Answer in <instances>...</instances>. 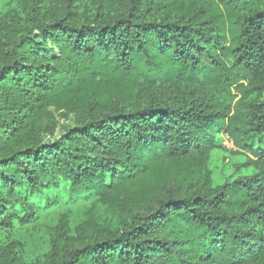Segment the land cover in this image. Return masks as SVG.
<instances>
[{
  "label": "trees",
  "instance_id": "obj_1",
  "mask_svg": "<svg viewBox=\"0 0 264 264\" xmlns=\"http://www.w3.org/2000/svg\"><path fill=\"white\" fill-rule=\"evenodd\" d=\"M77 1L0 14V233L59 188L116 222L0 264H264V165L204 170L226 135L264 161V0Z\"/></svg>",
  "mask_w": 264,
  "mask_h": 264
},
{
  "label": "rangeland",
  "instance_id": "obj_2",
  "mask_svg": "<svg viewBox=\"0 0 264 264\" xmlns=\"http://www.w3.org/2000/svg\"><path fill=\"white\" fill-rule=\"evenodd\" d=\"M23 1L27 0H0V14L6 9L20 12V2ZM38 1L43 6L62 7V0ZM98 1L78 0L76 4H78V10L83 11L95 8ZM119 1L112 0L111 6L115 7L113 4ZM57 120V132H61L74 123L72 115H58ZM256 146L257 142H254L253 149ZM263 165L264 161H260L252 152L239 150L231 138L226 135L218 137L217 147L208 154L204 170L208 172L210 180L215 185L251 175ZM36 205L42 206V209L33 223L26 226L18 224L11 231L0 233L1 249L4 248V244L12 240L16 254L27 261L39 258L49 248L50 240L56 233L61 232L62 235L68 236L73 233L74 227L88 218H94L99 222L103 220L116 222L115 212L106 204L94 198L73 199L63 188L47 191L39 197Z\"/></svg>",
  "mask_w": 264,
  "mask_h": 264
}]
</instances>
